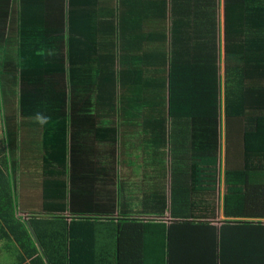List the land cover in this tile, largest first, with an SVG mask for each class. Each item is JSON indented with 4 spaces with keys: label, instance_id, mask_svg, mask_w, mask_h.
<instances>
[{
    "label": "trees",
    "instance_id": "16d2710c",
    "mask_svg": "<svg viewBox=\"0 0 264 264\" xmlns=\"http://www.w3.org/2000/svg\"><path fill=\"white\" fill-rule=\"evenodd\" d=\"M98 1L0 0V178L37 152L46 213L26 227L0 193L5 251L14 264H264L263 0L225 5L221 62L212 16L193 36L168 25L170 0ZM221 138L231 220L215 227ZM130 178L147 194L130 198Z\"/></svg>",
    "mask_w": 264,
    "mask_h": 264
},
{
    "label": "crops",
    "instance_id": "0c3cea01",
    "mask_svg": "<svg viewBox=\"0 0 264 264\" xmlns=\"http://www.w3.org/2000/svg\"><path fill=\"white\" fill-rule=\"evenodd\" d=\"M157 1L158 0L150 4L154 7V4L157 3ZM235 1L239 2L241 0H170L169 8L166 9V13H164V16H167L166 20L169 26L171 25L172 20L176 24L182 23L184 28L188 29V33L190 35L193 34V36H195L203 27H205L203 31H208L210 30V28H212L206 26L207 20L205 24L201 19V17L203 16H205V19H207L208 16H212L213 30L215 31V38H216L215 39L216 51L217 54L220 56L219 61L221 62V56L223 52V16H225L224 8L225 5H232V3H235ZM142 2H145V0ZM247 2L249 3V0H247ZM123 3L124 1H122V4ZM146 3H149V0H146ZM106 4L110 5L111 9L116 10V8H118L117 0H106V1L100 0L97 7L100 8L101 6H104ZM144 6L140 7L139 9L148 12V16H147L148 18H146L147 19L146 22H148L147 24H149V27L153 28L151 23L159 22L160 20L159 16H153V13L151 15ZM188 16H196V17L191 18ZM4 116H5V111L3 109V100H0V139L3 132L2 128L4 129L2 122ZM34 153L35 154H33L32 156L29 155L28 153L25 159L21 157L22 162H20V168L23 167V171L25 170L24 173L25 175H23L22 172H20L21 175L19 176V178H5L6 183L4 182V180H2V178H0V193H3L4 191V193L7 192L12 195V199L14 201L15 218H17L20 222L24 223L26 227L28 223H30L29 220L31 219V217L37 215L38 217H41L46 214L43 211V207H41L42 179L37 177L39 175V169L41 166V164L39 163L40 155L35 151ZM22 156L25 155L23 154ZM232 158H234V155H232ZM32 159H34L35 161H31ZM224 161H225V152L224 154H222L220 151V157L217 162V180L215 186V193H216L215 210H214L215 220L210 222V224L215 227H218L224 221L231 220V219L223 218L222 208H221V197L223 194L222 172L224 170ZM32 164H36L33 169L31 166ZM147 183H148V179L130 178V182L128 184V187L126 188L127 195H129V197L132 199H136V198H140L144 194H147L149 190ZM169 183H170L169 178H167L165 184L168 187H169ZM217 196H220L219 197L220 199L218 200L220 201V203H218L217 201L218 199ZM137 205L143 206L141 204H137ZM141 209L135 211L139 212V210ZM135 217L140 220H143L144 223L147 220L148 221L155 220L154 218L145 217V216L143 217L135 216ZM66 218H68L67 222H69L68 214L66 215ZM164 221L165 222L167 221V223L165 224L166 226L170 224L168 219V214H166ZM148 238H150V235H148ZM4 239H5L4 236L0 232V264H14L15 259L11 257L12 249L5 251L7 249H5L4 247L6 246ZM9 245L11 244H8L7 246ZM155 247L156 246H155V238H154L153 241L152 239L150 240L148 247L145 250L148 253L149 258L156 256L155 254H153V251L150 252L151 250H154Z\"/></svg>",
    "mask_w": 264,
    "mask_h": 264
},
{
    "label": "rangeland",
    "instance_id": "374dc122",
    "mask_svg": "<svg viewBox=\"0 0 264 264\" xmlns=\"http://www.w3.org/2000/svg\"><path fill=\"white\" fill-rule=\"evenodd\" d=\"M219 80H220V83L222 84L223 83V80H224V76H223V73H222V69H219ZM220 91H221V88H220ZM220 150H221V153L224 154V141H223V138L220 139ZM229 150V149H228ZM230 161H232L231 158H229ZM232 164H234V162H232ZM218 199L217 201L220 199L219 197L220 196H217ZM218 203H220V201H218ZM262 222H264V220H262Z\"/></svg>",
    "mask_w": 264,
    "mask_h": 264
},
{
    "label": "clouds",
    "instance_id": "9594fccd",
    "mask_svg": "<svg viewBox=\"0 0 264 264\" xmlns=\"http://www.w3.org/2000/svg\"><path fill=\"white\" fill-rule=\"evenodd\" d=\"M46 119L45 117L43 116H37V120L40 122V123H45L46 122Z\"/></svg>",
    "mask_w": 264,
    "mask_h": 264
}]
</instances>
